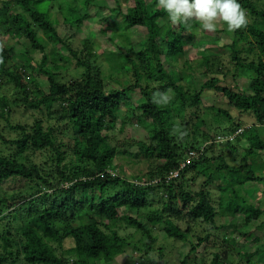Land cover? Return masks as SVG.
<instances>
[{
    "label": "trees",
    "instance_id": "1",
    "mask_svg": "<svg viewBox=\"0 0 264 264\" xmlns=\"http://www.w3.org/2000/svg\"><path fill=\"white\" fill-rule=\"evenodd\" d=\"M45 1L51 0H0V39L28 42L27 53L33 49L42 54L37 65L11 64L16 48L0 42V86L12 84L16 94L10 100L0 96V119L17 131L10 141L15 151L0 153V264H128L127 247L133 245V251H141L136 250L138 242L132 241L142 236L139 241L144 253H137L138 259L148 255L158 241L153 233L156 228L181 241L194 234L196 242L180 264H206L208 249L216 246L223 251L212 252V264H257L255 256L264 255V235L256 234V246L245 244V250L236 249L239 238L234 235H223L220 244L215 237L230 227L233 233L247 237L248 229L254 228L264 213L260 205L242 197L240 190L234 191L247 181L264 182V2L239 0L253 20L232 31L231 42L224 47L235 65L252 75L245 87H233L213 74L221 69L219 50L213 53L206 48L198 62L186 58L195 20L173 25L166 19L167 12L156 6L158 0H131L126 9L120 0H114L116 7L111 10L122 19L108 22L109 17H104L108 24L101 31H114L112 41L117 50L103 53L118 59L114 77L123 71L130 74L131 81L108 87L106 80L116 81V77L103 70L98 61L101 53L87 45L88 41L75 46L72 33L63 37L49 12L39 8ZM99 1L84 0L82 12L68 5L65 22L74 26L77 21H89L90 11L100 6ZM125 28L142 30L140 49L114 41L116 31ZM222 30L227 32L226 27ZM48 41L56 54L51 64ZM182 58H186L184 71L178 66ZM72 63L79 75L69 83L61 74ZM36 70L45 76L46 86L35 77L30 82L24 80L27 72L33 75ZM195 73L205 78L189 83L187 76L194 80ZM207 90L222 95L231 107L255 121L245 128L241 115L235 117L217 106L200 114ZM158 91L168 94L167 103H162V96L156 97L161 104L153 103ZM130 102L135 106L122 125L131 119L145 123L150 143L139 147L148 160L147 171L125 176L116 162L120 147L111 143L106 132L116 124L119 109ZM15 106L42 111L43 115L32 123L9 124ZM218 117L230 125L224 126ZM3 132L2 128L0 136ZM219 134H227V139L217 140ZM189 149L203 152L178 177L169 178ZM200 175L205 180L195 189ZM24 182H28L26 190L19 188ZM213 184L222 192L218 206L210 191ZM155 194L163 205L145 216L146 225L140 211L150 205L149 196ZM219 213L221 223H217ZM237 214L243 215L242 225L249 228L239 229ZM203 224H207L206 233H195V226ZM263 226L264 222L258 224ZM126 229L134 232L124 236Z\"/></svg>",
    "mask_w": 264,
    "mask_h": 264
},
{
    "label": "rangeland",
    "instance_id": "2",
    "mask_svg": "<svg viewBox=\"0 0 264 264\" xmlns=\"http://www.w3.org/2000/svg\"><path fill=\"white\" fill-rule=\"evenodd\" d=\"M99 2H100L99 3L100 6H95L90 11L91 17L89 21L85 23L81 21H77L74 24V26H70L64 20L65 16L68 15L67 7L68 5H73L75 8H79L80 11L82 12L86 7L84 4V0H77V2H75L74 0H51L49 1V3L45 1L39 4V8L43 11L49 12V14L51 15L52 19L55 21L56 26L58 30L61 32L63 37L64 36L68 37L71 33L73 34L72 39H74L75 46L80 47L87 41H88L87 45L92 44L91 46L94 47L95 51L97 53H101V55L98 58V61L101 64L103 70L105 71L106 74L110 75V74H113V72L115 71V64L118 59L114 55H110L109 57H107V55L104 56L103 52L108 49H113L114 51L117 50V47L114 45L112 41V35L114 31L110 30L109 32H102L101 29L102 27H105L108 24V22H111V21L116 22V19L118 22H120L122 17L118 16L116 11L111 10V8L116 7V3L114 0H101ZM120 2H121V6L124 9H126L128 6V3L131 2V0H120ZM262 2L264 1L262 0ZM246 14H247L248 20L252 22L253 20L251 19L252 17L247 12ZM106 16L109 17L108 22L103 21L104 17ZM167 18L168 17H166V19ZM224 27H226L227 29V25L225 23L219 22L217 24V29L215 32H207L203 30L201 22L195 20V22L193 23V27L191 29V32L193 33L194 36H193L192 43L190 46L189 54L188 56H186V58L188 57L192 61L198 62L202 53H204V50L206 48H210L209 51H213V53H216L214 51L219 50V53H217V55L222 61V64L220 66L221 69L220 71H215V73L213 74H216L225 83H228L229 85L233 87H237L239 86V84L245 87L249 80V76L252 75V73H250L248 70L246 71V70L239 69V67H237L235 63L232 61L230 52L229 51L226 52V49L224 46L226 43L231 42V37H230L231 32L228 30L227 32H224V30H222ZM116 33L118 34L114 38V41L117 42L119 40L118 43L119 44L121 43L125 48L133 44L135 49L138 50L143 45L144 35H143L142 30H140L139 28H135L133 31L131 29L125 28V29L116 31ZM41 34L42 33H40V35ZM131 35L133 36L132 40H131ZM139 35L140 36L143 35V36L140 38H137V36ZM0 42H1V45L9 44L16 48V56L11 61V64L17 61H20L27 65L29 64L37 65L42 57V54L39 51H34L33 49L31 50L28 49L29 51H31L30 53L26 52V49L30 48L28 45V42L24 41L25 43L23 42L20 43V42L15 41V39L12 37L4 38L3 36L1 37ZM59 48L61 49V46H59ZM61 50L64 56L67 55V51L65 49H61ZM47 53L49 55L48 63L51 64V61L54 58H56V54H55L54 45L49 41H48ZM116 53L118 54V52ZM242 56H245V54H242ZM248 57L251 58L253 56L249 55ZM108 58L110 59V61L108 60ZM32 59L34 60L32 61ZM185 59L182 58V60L179 61L178 66H179L180 71L181 70L184 71L183 62L185 61ZM76 68H77L76 64L72 63V65H70L66 71L62 70L64 71L63 74H61L62 76H64L63 79L64 80L67 79L69 83H72V81L76 78L75 76L79 75V73H77L78 69ZM204 70L205 68L203 67L201 71H204ZM39 73L40 72L38 70H36V72H33V75L28 74L27 72L24 75V80L26 82H30L35 77L36 79H39L42 83H44V85L46 86L47 81H46L45 76ZM115 74H116L115 75L116 78L114 77V74H113V78H115L116 81H113V79L106 80L108 87L119 86V85L124 86L131 81V76L130 74L128 75L127 72L121 71L118 73L116 72ZM195 74H196V77L194 80H191L190 78L191 76H187V81L189 83L190 82L199 83L203 78H205L203 75H200L199 73H195ZM45 86L43 87L47 88ZM204 94L205 95L203 99V104L200 108V114H202L203 111L210 110V108H212L213 106H217V107H222L224 109L229 110L235 117H239V115H241L240 117L245 123L244 124L245 128L249 127L255 121V118L253 116H250L247 114H240V112L237 109L231 107L228 103V99H226L225 97L223 98L222 95H216L215 92L212 90H207ZM3 95H5L9 100L13 99L14 96H16L15 89L12 84L0 86V96H3ZM136 98L137 97L135 96L133 101H135ZM134 106L135 105L131 102L125 105L124 107L122 106V108L119 109L118 120L116 124L112 125L109 128V130L106 132L110 137L111 143L120 147L116 162H117L118 168L125 171L124 172L125 176H131V174L132 175L142 174L147 171V168L145 165H147L148 160L145 158L144 155H141V153L139 152L140 151L139 147L145 146V143H150L149 128H147L145 123H140V121L136 119H131V122L127 124L125 127H123L122 125V121L128 119L127 116L129 112H132V108ZM42 115H43L42 111H38V110L37 111H32V110L26 111L21 107L15 106L13 107V112L9 116L10 118L9 124H15L17 122L32 123L36 117H42ZM218 118L220 120V123L221 124L223 123L224 126L230 125V123L227 122L224 118H221V117H218ZM211 123L215 125L214 122H211ZM2 128L4 129V132L2 136H0V153L10 154L15 151V147L12 143H10V141L17 136V131L11 130L10 128H8V123L0 119V131L2 130ZM191 129H195L194 124H192ZM226 135L227 134H224V136ZM135 142H137V144H131ZM207 174L208 173L205 172L204 175L206 176ZM204 180H205V177L200 175L198 179L196 180L197 181L196 184L193 187H195V189H198V187ZM27 183L28 182L22 183L19 186V188H23L26 190L28 188ZM210 189H211L210 191L212 192L213 201L218 206L222 192L216 184H213L212 186H210ZM239 190L241 191L240 193L242 197L246 198L247 200L250 199L249 202H254L255 204L260 205L264 209V182L261 183V182H256V181H247L244 184V187L242 188L239 187L238 189L236 186L234 187L235 192L239 193ZM149 199L151 201L150 205L147 208H142V210L140 211V214L143 215L142 216V218L144 219L143 222H145L146 225H149V222L146 221L145 216L148 213L151 214L156 209L161 208L163 205L162 202H159L158 195L156 194L153 196L150 195ZM239 200L241 199L239 198ZM121 212H124V210H122ZM235 217L237 221H240L239 226L241 228L239 229L243 230V229L249 228L248 226L244 224L242 225V220H241L243 218L242 214H239V215L237 214V216ZM222 218L223 216L220 215L219 213V217H218L219 221L217 223H221ZM260 222H264V213L261 215L259 220L256 221V224L253 225L254 228L252 227L248 229L250 231L247 237L245 235L240 236V234L238 235V234L233 233V231L230 229L231 227L228 229L223 228L221 232H219L220 236L218 235L217 237H215L217 239V243L220 244V242H222L221 239H223L222 238L223 235H225L226 237L227 236L231 237V235H234V237L239 238L237 240L236 249L240 248L242 250H245V244L256 246L258 242H256V240H253V237L256 234L259 236L261 235V237H263L264 235L263 234L264 226L258 227V224ZM179 224L184 228L187 226V224L184 222H180ZM204 225L206 226L207 224H203L201 226L196 225L195 233L203 232L202 234H205L206 232L203 231ZM125 231L126 232L124 231L122 232L123 234H125L124 236H127L130 232H134L133 229H126ZM153 233L158 236V241L156 242L154 248L149 252V254L148 255L144 254L145 257L141 256L140 259H138V254L141 252L144 253V250H142L143 246L141 242L139 241L142 238V236H137L136 238H134V240L132 241V244H135L138 242L137 244L139 247L136 248V250L138 251V249H141V251H138L137 252L138 254H137L135 251H133L134 249L133 247L135 246L132 245V247H127V250H128L127 263L128 264H143V262H145V264H152L153 261L157 262V264H180L183 257L187 253L190 252L191 244H194L196 242L195 240L196 237H194L193 236L194 234L192 233H189L186 240H183V241L178 240L173 237H169L168 235L164 233L162 229H159V228L154 229ZM161 248H162V251H161ZM216 251L221 252L223 251V249L219 248V246H216V248L214 249H208L207 256H206V264H212L211 263V260L213 258L212 252H216ZM238 258H239L238 255L235 256L236 260ZM255 258L260 259V261L258 259L256 260L257 264H264V255L260 256V254H258L255 256Z\"/></svg>",
    "mask_w": 264,
    "mask_h": 264
},
{
    "label": "clouds",
    "instance_id": "3",
    "mask_svg": "<svg viewBox=\"0 0 264 264\" xmlns=\"http://www.w3.org/2000/svg\"><path fill=\"white\" fill-rule=\"evenodd\" d=\"M156 6L167 12L173 25H188L190 21L196 20L201 22L203 30L207 32H215L219 22L225 23L230 32L245 28L249 23L246 10L239 0H158ZM0 63H3L2 57ZM161 96L162 103L170 99L166 92L158 91L153 94V103L161 104L156 99Z\"/></svg>",
    "mask_w": 264,
    "mask_h": 264
},
{
    "label": "built area",
    "instance_id": "4",
    "mask_svg": "<svg viewBox=\"0 0 264 264\" xmlns=\"http://www.w3.org/2000/svg\"><path fill=\"white\" fill-rule=\"evenodd\" d=\"M225 139H227L226 136L223 135H219L217 140L219 141H224ZM207 145V143H205L202 147V149H204V147ZM203 150H198V149H189L187 151V155L185 157V159L181 162V164L179 165V167L175 170H172L169 173V178H175L178 177L180 175L181 170H183L185 167H187L192 161L193 159H197L199 158V156L202 154Z\"/></svg>",
    "mask_w": 264,
    "mask_h": 264
}]
</instances>
